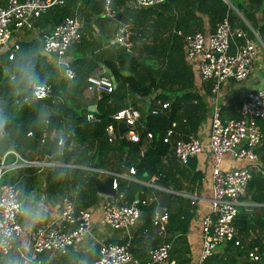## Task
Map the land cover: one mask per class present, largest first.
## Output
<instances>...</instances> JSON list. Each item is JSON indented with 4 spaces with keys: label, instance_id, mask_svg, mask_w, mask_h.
Masks as SVG:
<instances>
[{
    "label": "trees",
    "instance_id": "1",
    "mask_svg": "<svg viewBox=\"0 0 264 264\" xmlns=\"http://www.w3.org/2000/svg\"><path fill=\"white\" fill-rule=\"evenodd\" d=\"M114 1L116 8L111 5L115 12L114 18L119 16L122 21L131 23L130 46L126 49L112 43L96 53L89 51V57L74 59L68 63L74 71L71 78L63 75L61 68L60 76L56 78L54 69L47 62L45 54L39 52V47L43 35L53 27L56 19L72 15L75 0H61V3L49 6L31 23V27L38 30L37 36L19 41L11 59H7L6 54L0 55V155L11 148L26 160L44 158L63 164L43 168L45 189L51 193H62L69 185L76 184L73 200L75 209L90 206L98 199L93 183L88 180L90 174L97 173L87 167L112 170L115 160L121 162L120 172H127L129 167H133L132 176L135 180L116 178L114 194L110 196L114 202L129 203L143 176L149 179L154 175L156 182L174 190L192 189L188 185L191 180L182 176L190 170L172 156L170 145L162 142V136L168 128L173 131V141L185 138L188 134H196L199 124L207 116L208 107L194 90V72L184 61L181 36L173 30L194 33L206 29L210 33L226 12L229 23H235L231 10L222 0H165L154 6L133 8L123 6L126 0ZM229 2L248 21L264 45V0ZM94 4L95 8L91 9L99 14L102 0H95ZM118 6L123 9H118ZM246 32L251 34V31ZM82 40L80 35L79 42L70 46L77 50L83 44ZM97 61H102L108 67L116 85L96 100V109L92 111L87 109L90 104L84 99L83 90L86 77L94 74ZM102 75L106 76L105 73ZM31 83L48 84L49 96L33 98ZM150 93L168 102V107L162 113L150 114L147 107L145 110L142 99ZM126 106L139 111L142 127L139 126L137 132L140 142L127 141L121 136L108 143L103 128L111 121L112 112ZM86 113H92L97 120L87 121ZM259 126L263 138L255 152L264 166V119L259 120ZM57 130L62 132L61 143L54 153L47 156V145L40 143V135ZM28 131L31 135L26 134ZM146 132L151 137L145 142L143 153L139 156ZM249 173L250 178L241 198L250 199V203H262L264 176L252 167ZM199 174L195 170L191 176ZM182 181L186 185L182 186ZM153 191L160 194L161 202L168 210L166 231L171 239L170 256L176 264H187V243L183 250L179 245L183 241L185 243L184 234L193 215L192 205L185 197L160 192L152 187H145L138 192V198L150 195ZM153 204L140 205L139 229L148 236L155 232L150 221ZM251 208L247 209L243 205L238 207L234 226L241 238L253 224H257L260 234L251 243L258 244L260 254H263L264 207L258 205ZM137 234L135 232L129 240L131 252L136 250V245L141 241Z\"/></svg>",
    "mask_w": 264,
    "mask_h": 264
},
{
    "label": "built area",
    "instance_id": "2",
    "mask_svg": "<svg viewBox=\"0 0 264 264\" xmlns=\"http://www.w3.org/2000/svg\"><path fill=\"white\" fill-rule=\"evenodd\" d=\"M133 7H150L165 0H130ZM227 9L232 5L229 0H222ZM61 3V0H0V54H6L11 59L18 48V41L10 42L13 31L31 27L34 18L44 12L49 6ZM101 15L114 18L115 12L111 0H102ZM182 39L183 56L188 61H197V73L200 79L209 80L210 90L217 91L221 82L227 79L240 81L252 68L255 54V40H259L256 32L248 34L240 26L231 25L227 12L215 24L212 32L204 35L202 32L187 33L176 30ZM132 26L129 21H119L112 36V41L126 48L131 44ZM79 23L74 16H64L59 22L43 35L39 50L42 54L53 55L61 66L63 75L73 77L74 71L69 64L62 60L67 48L79 42ZM232 49L230 50V46ZM85 88L93 92L99 99L110 92L113 85L105 75L91 74L86 77ZM48 84H32L31 95L35 99L49 96ZM168 106L167 101L156 100L155 105L148 108L150 114L161 113ZM219 105L214 104L210 111L207 138L201 139L195 134L171 141L172 129L165 130L162 141L170 145L171 154L179 161L186 162L188 157L208 150L211 156L210 188L207 211L199 221L200 247L197 261L193 264H204L218 245H240L234 219L238 207L243 205L249 209L253 203H242L250 178L249 169H260L255 149L262 143V131L259 120L264 119V87L248 90L244 93L235 117L222 118ZM139 117V111L131 106L115 110L110 114L108 123L103 128L107 142H113L117 137L115 123L122 121L126 125V138L137 142L140 137L134 130ZM87 121L97 120L92 113H86ZM27 135H31L28 131ZM151 137L149 132L145 133ZM46 133L42 132L40 140H45ZM61 138L57 140L60 144ZM11 153L14 160L24 163L45 164L26 160L13 149H6L0 155V259L13 248V241L23 232L19 220L21 205L17 198L14 185L1 180L5 171L15 166V161H6V155ZM232 159H243L246 164L237 167L223 165L225 154ZM140 154H142L140 152ZM247 163L251 166H247ZM128 174H133V167L128 168ZM111 188L115 189L118 173L112 172ZM156 176L147 180L152 183ZM142 182V180H139ZM155 201L154 197L133 198L129 203H117L104 199L99 205L100 223L111 228H127L133 225L140 216V205ZM264 207V201L262 202ZM167 210L164 206L157 207L151 215V223L158 234L163 235ZM91 210L88 207L75 209L72 200L62 196L57 213L43 226L39 227L25 249L27 255H22L15 264H48L39 256L42 252L65 253L71 246L82 242L90 233ZM170 241L161 240L147 250L143 264H175L170 256ZM260 249L253 244L247 256L253 260L260 258ZM132 262L129 240L122 242H101L97 255L86 264H128Z\"/></svg>",
    "mask_w": 264,
    "mask_h": 264
},
{
    "label": "crops",
    "instance_id": "3",
    "mask_svg": "<svg viewBox=\"0 0 264 264\" xmlns=\"http://www.w3.org/2000/svg\"><path fill=\"white\" fill-rule=\"evenodd\" d=\"M113 1L111 0V5L113 8H116V1L114 2ZM94 2L95 0H75V4H74V8L72 9L71 16H74L79 23V32L80 35L82 36L83 44L77 50L71 46L68 47V49L65 51L64 55L62 56V60L67 63L81 56L89 57L91 56L89 51H92V53H96L98 52V50L104 49L107 45L115 43L112 41V36L118 22L122 21L123 19H120L119 16H117L116 18L104 17L103 15H101L102 9L100 10L99 14L94 13L95 10L91 9V8H95L96 6ZM123 6L126 8H133V4L131 3L130 0H126ZM118 9L121 10L123 9V7L118 6ZM230 10H231L230 11L231 16L235 21L234 25L239 26L241 24V27L242 28L244 27L243 29L245 31L246 30L251 31L252 33L253 29L251 28L248 21H246L243 18L241 13L237 11V9H235L233 6L230 8ZM176 30L178 29H175L173 31L176 33ZM37 32L38 30L34 26L22 28L19 31H13L9 40L10 42L15 40H17L18 42L21 40H29L37 36ZM202 33L204 35L208 34V32H206V29H204ZM115 44L120 45L118 43ZM231 49H232V45L230 46V50ZM2 54L3 53H1L0 55ZM45 56L47 62L55 71V77L58 78L60 76L59 72L61 66L57 63L56 57H54L53 55H45ZM184 61L189 65V67L194 72V90L197 91L200 94V96L206 101L208 107L207 116L199 124L195 134L203 140L207 138L210 111L214 104L219 105L220 115L222 118L235 117L237 115L238 106L244 93L248 90L264 87V45L261 42L260 38L259 40H255V54L252 61V68L247 74V76L240 81H235L233 79L224 80L223 82L220 83L217 91L214 93L210 90L209 87L210 81L202 80L199 78L197 73V61L196 60L188 61L185 58ZM96 65L97 67L93 71L95 75H100L102 73H105L103 72L104 68L108 69V67L102 61H97ZM83 97L87 102H89L90 104L89 106L92 105L94 106V109H96L97 98L95 97V94L93 92H89L87 91L86 88H84ZM156 100H160V99H157L156 97L153 96L152 93H150L142 99V105L146 110V107L149 108L150 106L155 105ZM46 109L48 110L49 108L47 107ZM119 122L122 121H117L115 123L117 137L122 136L127 141H130L126 138L125 135L126 132L125 124H124L125 127L121 130V134H119L117 130V124ZM139 126L142 127V124L138 117L134 125V130L136 132ZM54 133L55 132L46 134L45 140L41 141L39 138L40 143H46L48 147V144L51 141ZM61 133L62 132L60 131V135ZM148 139L149 138H147L145 135L142 145L139 148V153H138L139 156L142 155L140 154V152L143 153V150L145 148V142H147ZM137 142H140V139ZM108 143H112V142H108ZM58 145L59 144H57V146ZM6 161L8 162L15 161L16 163L15 166L5 171L2 180L6 183H10L14 185L15 188L17 189V198L21 205V213L19 216V220L22 225L23 232L13 241L12 250L7 255L1 257L0 264H15V261L18 258H20L22 254L23 257L26 256L27 251L25 247L27 243L34 236L36 230L39 227L45 225L57 213L59 209L60 198L62 196H67L73 202V200L75 199V192L77 190V185L76 184L72 186L69 185L68 189L63 190L62 193H57V192L51 193L50 191H47V189H45L43 168L45 166L52 167L54 165H59V166L63 165L54 160L46 161L44 158L41 159L35 158L34 159L35 162L38 163L46 162V163L42 165L36 163H24L19 160H14V156L11 153H8L6 155ZM115 162L116 163L114 166L118 167L117 171L114 170V167L112 170H108L105 168H92V167H87V169L90 170L91 172H96L97 173L96 175L94 174H90V175H94L100 180H103L107 176L111 175L112 172L118 173L119 174L118 178L120 177V178H128L135 180L132 174L129 175L128 172H120L121 162L120 161L118 162L116 160ZM259 163H260V169H256L254 166L252 167V169L259 171L264 176V166L260 161ZM180 164H182L184 167H187L190 170V172H187L182 176L191 180V183H189L188 185L192 189L183 188V189L174 190L171 189L170 187L168 188L162 186L161 184L156 182L155 179L152 183L148 184L147 180H149L150 178L149 179L147 178L142 182L138 181V184L143 183L144 188L152 187L157 191L172 193L178 196L185 197L189 200V203L192 205L193 215L189 220L187 230L184 234L185 243L183 241L179 245V247L183 250V248L186 247V243H187V248L189 249V252L187 253L189 260L187 264H193L194 262L197 261L199 254V247H200L199 221L202 215L207 211L208 197L210 196L211 193L210 152L208 150H204L200 153L188 157L186 162L184 163L180 162ZM243 164H246L245 160L238 158L232 159L228 155V153H226L223 158V165L226 167H234V166L237 167ZM247 166H251V165L247 163ZM195 170H198L200 174L198 176H191V174ZM181 185L182 186L186 185V182L182 181ZM96 193L98 195L97 201L91 204L90 206H87L91 210L90 233L84 237L81 243L69 247L65 253L62 254L57 252L49 253L46 251L40 253L39 257L42 260L46 261L48 264H86L95 258V256L97 255L98 246L101 242H107V241L122 242L125 240H130L132 239L134 233L137 232L138 233L137 235H139L138 237L139 239L141 238V241H139V243L136 245L137 247L136 250H134V252H131L132 262L128 264H143L147 250L150 247L156 245L161 240L170 241L171 244V239L168 238V233L166 231L167 220L165 222V229L163 235L158 234L156 231V227L153 225L155 232H151L149 236L144 235L143 232L142 233L140 232L139 228L141 225V217H139L133 225L127 228H111L101 224L99 220L100 203L106 198L111 200L114 199L110 198V196L102 195L97 191ZM148 196L154 197L155 200L148 202V203H154L152 214L154 210L160 206H164L167 210L166 205L161 202L162 200L159 193L153 191L151 192L150 195H147L145 197ZM248 200L250 199L241 198L242 203L250 202ZM258 205H262V203L253 202L252 208ZM167 219H168V210H167ZM150 221H151V217H150ZM258 229L259 226L257 224H253V227L249 228L246 235H244L241 238H240L241 235H239V233L237 232L238 237L240 239V245H233L229 243L218 245L215 248L213 254L204 261V264H262L263 254L259 253L260 258L257 260H253L247 256V252L251 249L253 244H256L251 242L255 238V236L260 234ZM133 246L135 247V243H133Z\"/></svg>",
    "mask_w": 264,
    "mask_h": 264
},
{
    "label": "water",
    "instance_id": "4",
    "mask_svg": "<svg viewBox=\"0 0 264 264\" xmlns=\"http://www.w3.org/2000/svg\"><path fill=\"white\" fill-rule=\"evenodd\" d=\"M59 22V19H56V21L54 22V25H56ZM103 72L106 73V75L109 77L113 87L116 85L115 79L114 77L111 75L110 71L107 68L103 69ZM88 110H95L94 106H88L87 107ZM125 127L123 122H119L117 124V130L119 132V134H121V130ZM60 136V130L55 131L51 141L48 144L47 150H46V154L50 155L52 152H55L57 150V140ZM118 167L114 166V170L117 171ZM142 181L146 180L147 177L143 176L142 177ZM88 180H90L94 186L95 189L98 193L105 195V196H112L114 194V189L111 188V181H112V175L107 176L106 178H104L103 180L98 179L96 176L94 175H89L88 176ZM144 188V184L143 183H139L138 184V189L137 191L134 193V198H138V192L142 191ZM26 256L27 253H26ZM262 264H264V252H263V259H262Z\"/></svg>",
    "mask_w": 264,
    "mask_h": 264
}]
</instances>
